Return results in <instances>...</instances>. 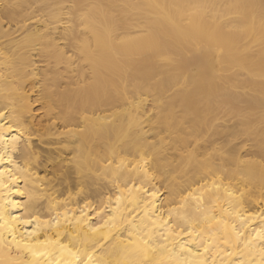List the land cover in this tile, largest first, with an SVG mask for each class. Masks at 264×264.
<instances>
[{"label": "bare ground", "instance_id": "obj_1", "mask_svg": "<svg viewBox=\"0 0 264 264\" xmlns=\"http://www.w3.org/2000/svg\"><path fill=\"white\" fill-rule=\"evenodd\" d=\"M0 264H264V0H0Z\"/></svg>", "mask_w": 264, "mask_h": 264}, {"label": "rangeland", "instance_id": "obj_2", "mask_svg": "<svg viewBox=\"0 0 264 264\" xmlns=\"http://www.w3.org/2000/svg\"><path fill=\"white\" fill-rule=\"evenodd\" d=\"M35 110L39 108V106H34ZM38 117L40 116L38 113H37Z\"/></svg>", "mask_w": 264, "mask_h": 264}]
</instances>
